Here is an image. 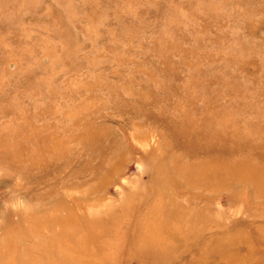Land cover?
<instances>
[{"label": "rangeland", "instance_id": "1", "mask_svg": "<svg viewBox=\"0 0 264 264\" xmlns=\"http://www.w3.org/2000/svg\"><path fill=\"white\" fill-rule=\"evenodd\" d=\"M3 247L264 264V0H0Z\"/></svg>", "mask_w": 264, "mask_h": 264}, {"label": "bare ground", "instance_id": "2", "mask_svg": "<svg viewBox=\"0 0 264 264\" xmlns=\"http://www.w3.org/2000/svg\"><path fill=\"white\" fill-rule=\"evenodd\" d=\"M9 248H11V247H9ZM25 252H27V254L30 255L29 250H27ZM36 261H37L36 256H34L33 254L31 256H29V258H26L23 262H20V260L17 261L11 257L10 250L7 247L6 248L3 247L2 251L0 253V264H12L13 262L15 264H37Z\"/></svg>", "mask_w": 264, "mask_h": 264}]
</instances>
